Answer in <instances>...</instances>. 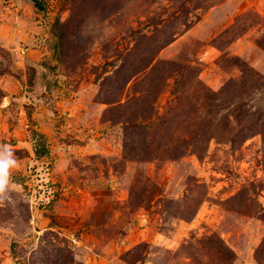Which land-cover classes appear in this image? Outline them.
<instances>
[{
  "label": "rangeland",
  "instance_id": "rangeland-1",
  "mask_svg": "<svg viewBox=\"0 0 264 264\" xmlns=\"http://www.w3.org/2000/svg\"><path fill=\"white\" fill-rule=\"evenodd\" d=\"M39 1L0 0V264H264V0Z\"/></svg>",
  "mask_w": 264,
  "mask_h": 264
},
{
  "label": "clouds",
  "instance_id": "clouds-1",
  "mask_svg": "<svg viewBox=\"0 0 264 264\" xmlns=\"http://www.w3.org/2000/svg\"><path fill=\"white\" fill-rule=\"evenodd\" d=\"M18 165L13 148L8 144L0 145V193L9 186L11 172Z\"/></svg>",
  "mask_w": 264,
  "mask_h": 264
},
{
  "label": "trees",
  "instance_id": "trees-1",
  "mask_svg": "<svg viewBox=\"0 0 264 264\" xmlns=\"http://www.w3.org/2000/svg\"><path fill=\"white\" fill-rule=\"evenodd\" d=\"M35 6H37L38 8H43L41 2L39 0H34ZM36 135L38 136V143H37V147H36V154L38 156H44L45 154L48 153V147L47 144L45 142L44 139V135L42 133H40L39 131H35ZM233 252L232 250L227 247L225 248V253H224V257L227 260V263H232L233 259Z\"/></svg>",
  "mask_w": 264,
  "mask_h": 264
}]
</instances>
